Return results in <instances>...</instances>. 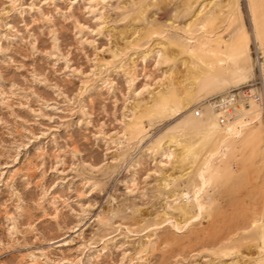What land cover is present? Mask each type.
<instances>
[{"label": "rangeland", "instance_id": "1", "mask_svg": "<svg viewBox=\"0 0 264 264\" xmlns=\"http://www.w3.org/2000/svg\"><path fill=\"white\" fill-rule=\"evenodd\" d=\"M255 82L264 0H0V264H264Z\"/></svg>", "mask_w": 264, "mask_h": 264}, {"label": "built area", "instance_id": "2", "mask_svg": "<svg viewBox=\"0 0 264 264\" xmlns=\"http://www.w3.org/2000/svg\"><path fill=\"white\" fill-rule=\"evenodd\" d=\"M264 102L263 90L255 82L252 86L242 87L215 98L210 105L218 115L221 127H226L236 119L238 106L242 103L246 105H262ZM200 112L197 113V116Z\"/></svg>", "mask_w": 264, "mask_h": 264}, {"label": "bare ground", "instance_id": "3", "mask_svg": "<svg viewBox=\"0 0 264 264\" xmlns=\"http://www.w3.org/2000/svg\"><path fill=\"white\" fill-rule=\"evenodd\" d=\"M211 108H212V106H211ZM213 110V109H212ZM214 112V111H213ZM215 113V112H214ZM218 116V115H217Z\"/></svg>", "mask_w": 264, "mask_h": 264}]
</instances>
